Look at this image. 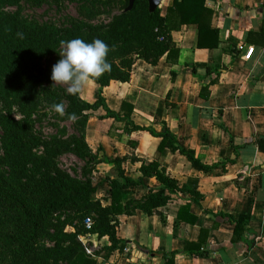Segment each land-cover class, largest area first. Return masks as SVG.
I'll return each instance as SVG.
<instances>
[{
    "label": "trees",
    "instance_id": "obj_1",
    "mask_svg": "<svg viewBox=\"0 0 264 264\" xmlns=\"http://www.w3.org/2000/svg\"><path fill=\"white\" fill-rule=\"evenodd\" d=\"M22 1L40 4L44 0H0V5L18 7ZM69 1L78 5L79 18H73L68 27L38 25L18 13L0 11V103L7 109L16 106L23 116L17 120L10 113L0 115L3 151L0 158V206L12 210L10 222L17 228L16 233L6 239L0 234V243L4 240L6 247L17 252L14 264H97L98 257L110 262L116 252L124 254L129 246L128 242L118 238V222H114V218L131 215L135 209L147 216L162 214L160 208L173 202V194H189L200 203L202 196L181 184L159 163L147 164L134 156L113 161L107 158L99 160L86 141L90 111L102 108L107 118L123 122L126 128L133 126L130 132L146 131L160 138L159 150L179 153L201 170L219 165L225 168L239 157V146H235V159L202 165L195 151L181 146L165 122L161 123L160 131L154 127L134 125L132 105L123 102L121 111L116 113L107 106L101 94L93 104L85 102L80 94L74 96L54 86L52 71L45 67V61L61 49V40L79 38L91 43L100 39L110 49L107 62L111 64L110 72L93 80L102 91L112 81L129 82L137 60L156 66L166 57L168 62L178 64L180 50L173 42L172 33L184 25H197L199 49L216 50L222 42L220 29L213 27L212 23L216 0H170L165 16L161 8L151 13L145 0H137L128 12L125 10L129 0ZM114 10L119 12L109 22H93L103 14L111 15ZM17 33H23L24 38H19ZM247 41L257 43L250 38ZM240 52V47H231L234 58ZM224 71L226 67L221 61L207 67L205 77L210 80L201 89L203 99H209L210 87L219 82ZM193 72L197 74L196 69ZM63 99L68 102L67 119L71 113L78 117L80 135L68 139L55 136L45 140L36 132L32 116L43 102L51 107ZM221 126L227 131L224 124ZM254 142L260 147L264 138H257ZM66 154H73L84 162V179L72 176L59 166V157ZM102 162L114 164L113 175L108 177L111 190L109 206H104L97 198V187L93 183L96 167ZM128 162L139 165L137 170L142 176L155 178L161 186L149 190L143 201L130 200L124 204L122 192L142 182L135 183L126 176ZM189 212L190 203H187L181 207L178 219L194 225L198 218ZM206 213L226 218L234 226L233 242L244 241L245 234H252L247 215L235 220L222 213L215 214L209 210ZM61 215L66 217L61 220ZM87 220L92 222L90 229L87 228ZM89 236L99 241L108 238L109 245L89 254V245L85 243ZM208 236V231H202L197 242L184 241L182 249L159 255L165 259V264H174L178 255L207 257L210 255ZM44 238L50 239L53 246L40 243Z\"/></svg>",
    "mask_w": 264,
    "mask_h": 264
},
{
    "label": "crops",
    "instance_id": "obj_2",
    "mask_svg": "<svg viewBox=\"0 0 264 264\" xmlns=\"http://www.w3.org/2000/svg\"><path fill=\"white\" fill-rule=\"evenodd\" d=\"M169 6L170 0H165L163 16ZM214 7L212 23L220 29L222 40L218 49H199L197 25H184L172 33L180 50L178 64L168 62L166 57L156 66L137 60L129 82L112 81L100 91L90 81L81 92L91 104L101 94L116 113L123 102L132 105L131 119L139 127L160 131L165 122L181 146L195 151L202 165L235 159V146H239L235 163L201 170L179 153L159 150L160 138L146 131L130 132L133 126L126 128L123 122L107 118L102 108L90 111L86 141L99 160L134 156L147 164L159 163L202 196L198 204L189 194H173V202L160 208L162 214L147 216L135 209L131 215L114 218L118 238L129 246L124 254L116 252L110 262L98 257L97 264H165L159 254L182 249L184 241L197 242L202 231L209 232L210 255H178L174 264H264V142L260 147L254 142L264 138V0H216ZM232 46L241 48L236 58L231 54ZM220 61L226 71L210 87V97L205 100L200 93L210 80L205 77L206 69ZM138 167L126 164V176L135 183L142 182L122 192L124 204L143 201L149 190L161 186L155 178L142 176ZM113 168V163L102 162L93 175L97 198L104 206L111 204L108 177H112ZM187 203L190 215L198 218L194 225L178 219ZM206 210L235 220L249 216L252 234H245L244 241L233 242L234 226ZM85 243L89 254L109 245L108 238L99 241L94 236L86 238Z\"/></svg>",
    "mask_w": 264,
    "mask_h": 264
},
{
    "label": "rangeland",
    "instance_id": "obj_3",
    "mask_svg": "<svg viewBox=\"0 0 264 264\" xmlns=\"http://www.w3.org/2000/svg\"><path fill=\"white\" fill-rule=\"evenodd\" d=\"M0 11L18 13L21 17L33 22L34 24H53L58 27H68L70 25V21L73 18H79L78 5L76 3L70 2L69 0H44L40 4L30 1H22L18 7H5L0 5ZM118 12V10H114L111 15L103 14L96 18L93 22L107 23L111 20L112 16ZM61 51L62 49H60L50 59L45 61L46 68L52 71L53 65H55L61 59L59 55ZM45 85L49 84L46 83ZM54 86L61 87L64 90L67 88L66 85ZM80 98L84 100L81 97V93ZM84 101L87 102L86 100ZM61 103L64 104L66 112L68 102L63 99ZM6 113H10L13 118L17 120L23 118L16 106H12L10 109H7L5 105L0 103V115ZM32 119L36 132L39 133L45 140H50L55 136L68 139L74 135H80L81 127L77 121H69L66 117V114L64 117L59 116L55 112L51 111V107L46 102H43L42 105L36 109ZM2 155L3 151L1 146L0 130V158ZM58 164L63 170L69 172L72 176L84 179V162H82L73 154H66L59 157ZM89 176L92 177V175ZM12 217L13 213L9 207L0 206V234L4 239H6L9 235L15 234L17 231L16 226L10 222ZM65 217L66 216L61 215V220H63ZM9 232H11V234ZM40 243H44L49 247L53 246V242L47 238L42 239ZM0 245V264H14L16 262L14 260L17 259V252L6 247L4 240H1Z\"/></svg>",
    "mask_w": 264,
    "mask_h": 264
},
{
    "label": "clouds",
    "instance_id": "obj_4",
    "mask_svg": "<svg viewBox=\"0 0 264 264\" xmlns=\"http://www.w3.org/2000/svg\"><path fill=\"white\" fill-rule=\"evenodd\" d=\"M17 35L24 38L23 33ZM60 47L61 59L52 67L51 80L53 85H66V90L71 95H79L90 81L111 71V64L107 62L110 49L100 39H94L91 43L79 38L61 40ZM51 111L61 117L66 114L63 103H54ZM77 119L75 113L68 114L69 121L75 122Z\"/></svg>",
    "mask_w": 264,
    "mask_h": 264
},
{
    "label": "water",
    "instance_id": "obj_5",
    "mask_svg": "<svg viewBox=\"0 0 264 264\" xmlns=\"http://www.w3.org/2000/svg\"><path fill=\"white\" fill-rule=\"evenodd\" d=\"M137 0H129V6L128 8L125 10V12H128L130 10H132L133 6H134V3L136 2ZM148 2L149 4V11L151 13L155 12L158 8H161L162 7V4L165 0H145Z\"/></svg>",
    "mask_w": 264,
    "mask_h": 264
},
{
    "label": "built area",
    "instance_id": "obj_6",
    "mask_svg": "<svg viewBox=\"0 0 264 264\" xmlns=\"http://www.w3.org/2000/svg\"><path fill=\"white\" fill-rule=\"evenodd\" d=\"M92 222L90 220L86 221L87 228L90 229ZM88 251V250H87ZM90 253V251H88Z\"/></svg>",
    "mask_w": 264,
    "mask_h": 264
}]
</instances>
